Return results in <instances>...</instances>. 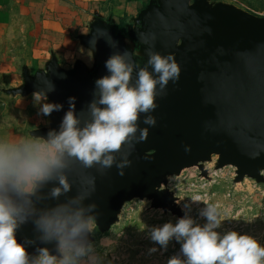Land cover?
<instances>
[{"label": "clouds", "instance_id": "1", "mask_svg": "<svg viewBox=\"0 0 264 264\" xmlns=\"http://www.w3.org/2000/svg\"><path fill=\"white\" fill-rule=\"evenodd\" d=\"M105 67L107 74L95 81L86 118L83 112H76V98L70 97L59 130H50L46 137L30 132L0 135V264H114L109 254L118 240L106 236L98 242L92 238L96 205L85 204V200L94 190V177L80 182L77 194L63 202L50 207H39L38 202L69 192L70 172L77 165L84 169L99 165L100 172L115 165L123 175L131 165L135 143L145 140L149 126L156 124L157 95H165L169 82L179 79L181 66L173 53L152 50L141 66L126 50L110 55ZM35 99L47 97L41 91L35 93ZM61 108V104L45 102L41 111L48 115ZM142 114L144 127L139 124ZM125 145L127 151L122 150ZM49 182L52 187L45 193L42 189ZM190 201L203 203L198 217L204 223L191 214V204H186L185 214L175 222L170 220L149 231L160 249L167 250L173 240L180 244L179 253L169 257L167 264H264L260 238L236 229L221 230L226 217L218 203L200 194H193ZM29 221L41 241H55V252L39 247L36 254H30L26 245L33 241L18 242L17 229ZM100 247L106 251H99ZM148 251L155 253L158 248Z\"/></svg>", "mask_w": 264, "mask_h": 264}, {"label": "water", "instance_id": "2", "mask_svg": "<svg viewBox=\"0 0 264 264\" xmlns=\"http://www.w3.org/2000/svg\"><path fill=\"white\" fill-rule=\"evenodd\" d=\"M220 19V24L208 22L187 9V0H173V9L160 22L154 44L167 47L183 40L181 55L196 58L210 75L193 81L181 68L179 79L166 86V94L157 95L156 124L149 126L145 140L135 143L131 165L123 175L115 165L103 172L98 171L99 165L89 169L77 165L69 176L71 190L58 199L38 202L39 207L67 200L80 190V182L94 177V190L85 204L95 203V212L106 222L115 213V197L121 190L126 189L129 195H158L150 183L160 172L173 170L183 157L192 164L211 151H220L226 153V163L243 164L248 171L264 166V19L230 11L222 12ZM102 47L107 58L118 51L107 37ZM40 87L56 94L66 106L53 129L59 130L70 97L76 98V112L88 116L89 103L79 79L70 83L53 79ZM139 124L145 126L143 114ZM152 149H158L157 153L148 156ZM122 150L127 151V145ZM51 187L49 182L42 191ZM17 239L33 241L26 245L30 254L48 244L39 239L32 221L17 229Z\"/></svg>", "mask_w": 264, "mask_h": 264}, {"label": "rangeland", "instance_id": "3", "mask_svg": "<svg viewBox=\"0 0 264 264\" xmlns=\"http://www.w3.org/2000/svg\"><path fill=\"white\" fill-rule=\"evenodd\" d=\"M153 1H145L142 9L146 12L143 20L148 30L149 48L154 51L157 47L163 49L165 55L173 53L181 68L189 73L193 81L209 76L196 58L181 55L183 40L177 39L167 47L154 44L160 22L173 9V0H161L158 5ZM187 9L199 14L202 19L217 24L221 23L220 14L225 11L264 19V0H187ZM106 60L104 52L101 67L104 71ZM43 81L35 79L33 89L30 88L29 80H24L23 84L19 81L17 93H3V101H0V135L30 132L34 136L46 137L60 122L57 115L65 111V103L53 92H44L40 85L49 84L52 80L46 83ZM41 91L47 99L37 101L35 93ZM45 102L61 104L62 108L45 115L41 111ZM157 151L158 149H152L147 155L153 156ZM222 153L211 151L205 154L204 159L192 164H187L184 157L176 161L173 170L160 172L158 179L150 183V188L157 191L158 195H129L126 189L121 190L115 197V213L106 222L99 212H95L96 231L92 238L98 242L106 236L118 240L115 249L109 254V259L114 260V264H167L169 257L179 253L180 244L173 240L167 250L160 249L150 239L149 231L151 227L170 220L175 222L185 214L186 204H191V214L200 223H204L198 217L203 203L190 201L193 194H200L220 205L221 215L226 217L221 230L247 232L264 242V166H256L254 170L248 171L243 164L226 163V155ZM153 246L158 251L149 253V248ZM41 247H48L55 252V241ZM37 250L38 248L31 254H36ZM99 251L106 250L100 247Z\"/></svg>", "mask_w": 264, "mask_h": 264}, {"label": "crops", "instance_id": "4", "mask_svg": "<svg viewBox=\"0 0 264 264\" xmlns=\"http://www.w3.org/2000/svg\"><path fill=\"white\" fill-rule=\"evenodd\" d=\"M145 1L0 0V101L4 92L17 93L19 81L26 79L31 89L35 79H79L90 103L95 81L106 74L101 69L104 38L141 66L146 62L152 49L143 20Z\"/></svg>", "mask_w": 264, "mask_h": 264}, {"label": "bare ground", "instance_id": "5", "mask_svg": "<svg viewBox=\"0 0 264 264\" xmlns=\"http://www.w3.org/2000/svg\"><path fill=\"white\" fill-rule=\"evenodd\" d=\"M223 153H224V155L226 154L225 152H223ZM223 153H222V154H223ZM220 168H221V167H220ZM161 183H162V182H161Z\"/></svg>", "mask_w": 264, "mask_h": 264}]
</instances>
